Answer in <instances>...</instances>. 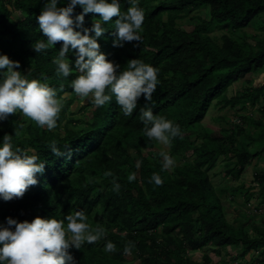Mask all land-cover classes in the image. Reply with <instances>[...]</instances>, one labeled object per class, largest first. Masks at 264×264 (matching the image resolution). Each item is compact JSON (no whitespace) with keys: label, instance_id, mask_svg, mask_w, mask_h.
<instances>
[{"label":"trees","instance_id":"obj_1","mask_svg":"<svg viewBox=\"0 0 264 264\" xmlns=\"http://www.w3.org/2000/svg\"><path fill=\"white\" fill-rule=\"evenodd\" d=\"M14 2L8 6L0 0V52L19 60V69L28 79L36 78L53 87L64 104L56 130L40 127L31 118L30 122H22L21 112L9 114L4 126L0 120V141L5 133L11 134L15 149L36 154L45 161L44 173L37 174L39 182L29 186L22 198L7 201L0 198V221L9 215L19 220H31L37 215L63 219L83 210L91 228H101L105 235L102 242H85L81 249H70L79 264H128L123 249L129 241L134 242L130 252L137 254L142 264H215L208 253H204L203 260L193 258L190 253L211 249L220 254L231 245L241 246V256L257 251L252 259L264 264V217L251 228L253 233H249L245 222L241 220L238 224L227 217L219 193L233 195L236 189L247 188L239 192L248 200L255 196L264 206V169L256 175L257 193H252L253 186L246 187L245 183L230 192L216 186L209 177V171L217 166L221 156L233 154L234 164L239 166L235 176L240 177L252 156L264 154V119L249 117L251 124L259 127L254 133L237 126L246 142L233 135V128L232 132L223 130L221 135H216L202 123L216 98L223 105L240 103L242 108L248 106L247 100L254 106L261 97L264 99V84L232 98L223 95L244 74L264 67V40L253 44L247 37L257 34L246 31L264 13V0H139L145 14L139 46L135 41L114 46L117 17L104 22L106 30L98 39L108 58L122 68L132 58L141 59L158 69L160 83L153 101L146 104L141 97L131 116L123 114L113 95L102 106L91 103L89 120L75 117L71 110L77 96L71 81L79 75L75 55L69 53L66 57L72 62L73 70L63 77L57 74L54 63L62 41L40 53L33 48L34 41L46 40L36 20L45 0ZM120 2L122 11L131 6L130 0ZM203 8L209 13L207 18L196 14L203 30L185 32L176 26L177 19L186 17V9L195 12ZM12 9L28 12V16L13 18ZM80 11L82 8L77 6L73 15ZM99 15L86 13L85 26L91 27ZM214 27L229 32L225 34L224 46L209 35ZM4 42L9 44L3 46ZM148 106L154 114L181 127L182 136L168 145V152L181 163L170 170L162 168L160 153L151 159L142 152L144 145L152 149L158 144L154 138L147 137L140 119V108ZM260 110L264 117V107ZM246 119L243 117L244 122ZM83 121L84 126H80ZM190 127L199 131V142L186 135ZM53 142L62 151L70 152V156L54 155L49 148ZM66 145L69 147L65 148ZM131 150H135V156ZM187 152L193 153L192 159ZM226 158L227 163L232 162ZM137 161H141L140 167H136ZM106 172L111 175L106 176ZM153 172L161 175L162 184L151 181ZM132 173L135 179L130 181L128 177ZM114 177L121 186L119 191L114 190ZM103 187L107 188L105 192ZM98 214L106 218L105 223L97 218ZM108 240L115 243L116 251H105Z\"/></svg>","mask_w":264,"mask_h":264},{"label":"clouds","instance_id":"obj_2","mask_svg":"<svg viewBox=\"0 0 264 264\" xmlns=\"http://www.w3.org/2000/svg\"><path fill=\"white\" fill-rule=\"evenodd\" d=\"M130 4L126 11H122L120 0H66V3L45 0L36 20L46 40L33 42L34 50L40 53L62 41L54 58L57 74L63 77L71 74L72 62L66 57L73 53L79 71L71 81L73 91L96 106L109 102L114 95L125 116L133 114L141 97L146 104L152 102L160 83L158 69L153 65L132 58L127 67L122 68L101 50L98 38L106 30L104 22L112 21L113 17H117L114 20V46L122 47L131 41H135L136 46L141 44L145 14L139 7V0H130ZM77 6L82 11L73 15ZM89 12L100 14L91 27L85 26V14ZM20 63L0 52V120L21 112L38 126L54 129L62 109L61 99L53 87L36 78L28 79L19 69ZM64 95L67 96V92ZM139 111L147 137L162 145H170L174 138L182 136L179 124L154 114L150 106ZM49 148L57 157L70 156V152L62 151L55 142ZM161 157L163 169L174 168L176 160L169 152L162 151ZM140 165L141 161H137L136 167ZM44 171L45 161L36 154L29 155L15 149L11 134L3 135L0 141V198L5 201L22 198L29 186L39 182L37 174ZM128 179L134 180L135 173ZM151 181L156 185L163 183L161 175L156 172L152 173ZM113 186L116 191L121 187L115 177ZM104 235L103 229L91 228L83 210L70 213L63 219L37 215L31 220H19L9 215L5 221H0V264H79L70 249H81L85 242L92 244ZM133 246V241L127 242L124 253L128 254ZM104 247L107 252L117 250L111 240L106 241Z\"/></svg>","mask_w":264,"mask_h":264},{"label":"rangeland","instance_id":"obj_3","mask_svg":"<svg viewBox=\"0 0 264 264\" xmlns=\"http://www.w3.org/2000/svg\"><path fill=\"white\" fill-rule=\"evenodd\" d=\"M6 5L12 6L13 3L15 4V0H4ZM18 1V0H17ZM186 9V17L182 19H177L176 26L182 29L185 32H190L195 29L203 30L201 26L202 22L200 18H207L209 13L206 8H203L199 11H188ZM12 17L17 18V15L20 18H24L28 16V12H23L16 9H12ZM200 13V18L196 16V14ZM27 14V15H26ZM246 31L251 34H257V36L247 37V40L253 44H255L258 40H264V13H261L257 18H255L250 25L246 28ZM225 34H229L227 30H222L218 28H212L209 31V35L213 38V40L220 46H224L226 42ZM9 42H4L3 46H7ZM13 59V58H12ZM264 84V67L260 68L257 72H248L244 74L239 80L231 83L227 90L223 93V95L227 96V98H232L235 95L242 94L246 89L249 88H257ZM62 101V105L64 104V100ZM219 102V103H218ZM224 102H220L219 98H216L213 101V104L210 106L208 112L206 113L205 117L202 119V123L204 126H209L213 129L214 134L221 135L223 130H227L232 132L231 129L233 128V135L239 139L241 142H246L245 137L243 136L241 130L237 128V126H242L245 128L246 132L254 133L259 127H256L251 124L249 117L253 118H262L263 114L260 108L264 107V99L261 97L258 103L254 106L249 105V100H247L248 106L246 108H242L241 104L238 103L235 106L231 104L223 105ZM91 106V101L88 98L81 97L79 95L76 96L74 103L71 106V110L75 117H80L82 120L91 118V115L88 114V109ZM242 117V118H241ZM243 117L247 118L246 122L243 121ZM20 120L23 122H30V118L24 116L22 113L20 114ZM2 126L5 125V121L2 120ZM231 122V123H230ZM80 126H84V121L79 123ZM73 126V125H72ZM70 126V127H72ZM191 140H196L197 142L200 141V137H198L199 131L194 128H189L186 132ZM19 135H22V132H19ZM239 144H237L238 146ZM162 151L168 152V145H162L158 142V144L154 148H149L148 146L142 147V152L146 154L149 158H155L156 153H160ZM188 158H193L192 152H187ZM131 155L135 156V150H131ZM229 156H233V154H229ZM229 156H221L217 162V166L213 168V170L209 171V177L212 182L218 186L219 188H226L228 191L238 187L240 184L245 183V186L248 187L249 185L253 186L251 192H258V187L256 186L257 173L262 172L264 169V154L261 156H252L248 163L244 166V169L240 172V177L235 176V172L239 166L234 164L236 158L233 156L229 158ZM232 160V162L227 163L228 159ZM179 160H176V164H180ZM238 175V174H236ZM107 190L106 187L102 188V192ZM247 188L236 189V194L230 195L226 192H219L220 196L223 200L224 205L226 206V213L227 217L234 221L235 223L241 224V220L245 222V226H247V230L251 231L249 233H253L251 228L254 225L260 223V219L264 217V206L260 205V200H256L254 196L253 199L248 200L247 196L244 195L243 192L239 191H246ZM97 218H102L103 223L106 222V218L102 217L101 214L97 215ZM115 230V228H114ZM122 234H126L124 231ZM102 242L103 239L101 238L98 240ZM242 248L241 246H228L226 249H223L220 254H216L211 249H203L198 251H193L190 255L198 260H203L204 253H208L213 262L215 264H261L258 261H254L252 257L257 255V251H251L245 256L239 255ZM123 258L128 264H142L141 258L137 256L134 252H129L128 254H124Z\"/></svg>","mask_w":264,"mask_h":264},{"label":"bare ground","instance_id":"obj_4","mask_svg":"<svg viewBox=\"0 0 264 264\" xmlns=\"http://www.w3.org/2000/svg\"><path fill=\"white\" fill-rule=\"evenodd\" d=\"M231 123V122H230Z\"/></svg>","mask_w":264,"mask_h":264}]
</instances>
